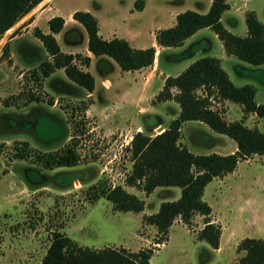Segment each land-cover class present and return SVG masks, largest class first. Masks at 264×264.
Instances as JSON below:
<instances>
[{
  "label": "rangeland",
  "instance_id": "obj_1",
  "mask_svg": "<svg viewBox=\"0 0 264 264\" xmlns=\"http://www.w3.org/2000/svg\"><path fill=\"white\" fill-rule=\"evenodd\" d=\"M134 1L41 0L31 9V15L25 14L0 37V264H39L54 230L79 244L97 248L109 245L137 250L151 246L152 264H236L244 252L236 249L242 237H264V153L239 160L234 170L214 177L205 186L203 198L212 207L210 217L217 218L221 225V249L214 251L204 240L197 243L198 230L205 219L199 213L189 224L176 217L169 227L168 239L156 242L159 233L145 221L144 214L157 211L162 200L178 198L180 187L159 185L147 194L142 188L126 184L125 175L132 163L127 144L141 126L145 132H159L177 115L178 106H163L160 116L142 115L157 93L153 97L144 92L135 101L130 91L121 92L123 81L118 77L122 69L113 59L116 65L109 71L96 61L89 66L95 77L92 91L78 87L73 93L61 92L51 85L55 76H67L63 67H55L47 74L46 67L40 65L43 59L52 57L34 30L47 32L48 18L53 15L68 18L72 10H88L98 17L101 30L105 25L114 27L106 20L114 16L115 26L139 28L142 44L150 46L154 29L166 25L157 7L200 12L208 9V0H149L138 11ZM243 1L230 0L235 2L231 7ZM244 3L254 7L257 17L264 21V0ZM73 19L55 37L61 50L76 53L75 62L85 69L87 32ZM221 21L233 33L246 34L244 14L233 8L223 12ZM6 42L8 49L4 52ZM26 42L37 48L39 58L33 63H28L20 52V45ZM199 49L201 54H219L220 39L213 29H202L193 41L162 51L161 61L167 63L170 56H175L181 64ZM235 58L243 70L242 74L231 72V80L238 85L254 84L255 100L263 102L264 62L252 64ZM105 80L108 82L103 83ZM219 100L213 99L211 105L221 111L218 106L224 102ZM234 103L229 115L232 120L243 119L248 126L264 131V116L245 114L240 104ZM153 119L162 125L157 127L151 123ZM24 140L28 142L27 155L20 158L15 152ZM179 142L195 153L229 152L236 146L228 135L195 119L183 122ZM71 144L79 155L73 165L48 168L36 159L37 153L61 151ZM28 167L36 170L31 171V178L26 173ZM98 182L106 187L122 184L144 199L143 209L117 210L104 196L94 199L90 186Z\"/></svg>",
  "mask_w": 264,
  "mask_h": 264
},
{
  "label": "trees",
  "instance_id": "obj_2",
  "mask_svg": "<svg viewBox=\"0 0 264 264\" xmlns=\"http://www.w3.org/2000/svg\"><path fill=\"white\" fill-rule=\"evenodd\" d=\"M41 0H0V37L21 17L27 14ZM143 0H135L136 8L143 7ZM229 8L228 0H212L205 12L184 9L176 14L174 25L159 28L155 32L157 44L175 46L201 27L208 26L221 39L227 53L252 64L264 62V21L258 19L254 10L245 12L246 34H235L221 21L224 10ZM72 17L80 22L87 32V48L93 55H108L123 70H133L149 65L155 57V46L134 47L124 37L103 38L98 32L97 18L88 10L76 9ZM64 25L61 15L48 19L49 31L35 28L52 59H43L41 66L48 74L55 67H63L67 76H55L51 85L61 92H75L78 87L92 91L95 84L93 74L82 69L76 62V53L63 52L54 35ZM20 52L28 63L39 58L33 44L22 43ZM8 43L3 46L4 52ZM90 57L84 56L83 63L89 64ZM202 89L203 92H198ZM256 87L252 83L235 84L221 66L219 57L205 55L196 58L175 75H168L155 101L174 99L179 104L178 114L159 132L136 130L127 144L132 161L125 175V183L142 188L147 194L159 185L180 187L176 199L162 200L157 211L144 214L147 223L153 224L159 235L156 242L168 239L169 227L176 217L189 224L194 214L204 216V225L198 230V238L207 241L213 248L220 243L221 225L212 221L211 205L203 198L205 186L214 177L223 176L234 170L241 159L252 154L264 153V131L248 126L243 119H226L220 110L213 108V99H229L239 103L245 114L254 112L264 116V101L255 100ZM201 120L211 129L224 133L235 140L237 148L228 153H195L179 142L180 130L186 120ZM156 122V123H155ZM158 124L153 119L151 122ZM17 146L15 155L25 157L28 148L26 140ZM79 158L74 144L63 150H48L36 154L43 166L53 168L73 165ZM34 168L26 173L32 177ZM34 180V179H30ZM94 199L104 196L117 210L139 211L144 207V199L128 191L122 184L104 186L101 182L92 184ZM90 188V189H91ZM244 252L236 264H264V237L244 236L236 246ZM153 248L142 247L131 250L126 247L82 245L60 230H54L39 264H151ZM213 264H220L215 262Z\"/></svg>",
  "mask_w": 264,
  "mask_h": 264
},
{
  "label": "crops",
  "instance_id": "obj_3",
  "mask_svg": "<svg viewBox=\"0 0 264 264\" xmlns=\"http://www.w3.org/2000/svg\"><path fill=\"white\" fill-rule=\"evenodd\" d=\"M143 1H144L143 7L141 9H136V10H138V11L143 10L144 7H146V4H147V2L149 0H143ZM211 1L212 0H208V8H209V5H210ZM245 1H243V3H240L239 5H237L235 7H231V3H235V2H231L230 3V0H228L229 8H227L226 10H229V9L233 8L236 12L241 13L242 15L244 14V16H245V12L247 10H254L256 15H258L257 10L254 7H248L249 5L244 3ZM46 7L47 6L43 7L39 11V14L42 13L43 10ZM132 10L133 9L130 8V13L133 12ZM194 10H196V9H194ZM73 11L74 10H72L69 13V17L68 18H64V25L63 26H65L67 24V21L72 23L71 19H73V17H72V12ZM157 11H160L162 13L163 20H164V22H166V25L165 26L158 25L153 31V39H152V42H151L155 46V57H154L153 62L151 64H149V65L142 66L140 68L133 69V70H123L122 69V71L119 73V77H118V79L123 81V86H122L121 92L124 91V93H127L128 91H130L131 94H133V98L135 99V101H137V97L140 94H143L144 92L153 94V97H154V95L162 88L164 80H165V78L168 75H175V74L179 73L182 69H184L193 60H195L198 57L205 56V54H206V53L205 54H201V50L199 49L198 53H196L192 57H189V58H186V59L182 60L180 62L181 64H179V62H178L179 60L177 61L175 56H173V57L170 56L167 63L162 62L161 61V57H160L162 51H165L167 49H174L175 47H181L184 44H186L187 42L189 43V41H193L194 40L196 35L202 29H206V28L209 29L210 27L205 26V27H201V28L197 29L190 36L186 37L183 40V42L181 44H179V45H175V46L159 45V44H157L156 39H155V32L159 28H164V27H168V26L174 25L175 21H176V14L178 12L182 11V10H177V9H174V8H168V9L164 10L161 7H157ZM30 13H32V10L29 11V15H31ZM93 15L97 18V21H98V32L101 34V36L103 38L109 39V38H111L113 36L124 37L125 39L128 40L130 45H132L134 47H147V46H149V45H146V44H142V39H141V35L142 34H141V30L139 28H136V27H133V26H130V25H127V24H121V25H119L120 27L119 26L117 27V26H115L116 25L115 24V17L112 16V17H110L109 19H106V20L108 21V25L111 23L110 25H112L114 27L112 29L108 28V27L105 28L106 27V25H105V27H103V30H101V24H100V21H99L98 17L94 13H93ZM221 17H222V15H221ZM36 20H37V15L33 17V22L36 23ZM106 20H105V22H106ZM231 20H232V22H234L235 18H232ZM158 24H160V23H158ZM55 34L56 33H54V35ZM215 35H217V34L215 33ZM86 43H87V41H86ZM203 44H207V43H203ZM86 46H87V44H86ZM87 50H88V48H87ZM85 53H86L87 56L90 57L89 64H88V66L85 67V70H88L89 66L94 61H96V64L98 66L100 65L102 67H104V66L107 67L108 71H109V69H113L115 67V65H116L115 64L116 61L113 58H111L110 56H108V55H104V54H102V55H93L91 53V51H89V50L87 52H85ZM213 56L219 57L221 66L227 71V73H228L230 78H231V72L232 73L235 72V74H242L243 68H242L241 65H239V62L236 60L235 57H237V56L232 54V53H227L226 52L221 39H220L219 54L218 55H213ZM112 59L115 62H113ZM177 62L179 64V66H177V69L173 70L172 68L173 67L176 68ZM233 67H234V71H233ZM82 69H84V68H82ZM94 79H95V77H94ZM219 101H221V103L224 102V103H222L223 106H220V105L218 106L221 109L220 112L223 114V116L226 119L232 120V118H230L229 115L232 112V110L234 109L235 103L233 101L229 100V99H221ZM257 102H259V101H257ZM168 104H176L178 106V109H177V114H178V112H179V104L174 99H166V100L154 101L151 106H145L148 110H145V111L142 110L143 112H141V113H142V115H158V116H160L161 115L160 111H162L163 106H166ZM240 107H241V105H240ZM241 109H242V107H241ZM224 114H226V115H224ZM249 115L250 116L251 115L252 116H257L254 112H250ZM257 117H259V116H257ZM172 118H174V117H172ZM160 124L161 123H158L156 126L158 127ZM164 127L165 126L162 125V128H164ZM139 129L142 130V126ZM236 148H237V146H235L229 152L234 151ZM219 153H221V152H219ZM222 153H228V152H222ZM211 220L217 222V218H215L214 216H211ZM203 224H204V222H203ZM196 239H197V243H201L203 241V239H200V238H196ZM212 249H214V251H218L219 249H221V239H220L219 247L218 248H213L212 247ZM150 262L152 264L151 258H150Z\"/></svg>",
  "mask_w": 264,
  "mask_h": 264
},
{
  "label": "built area",
  "instance_id": "obj_4",
  "mask_svg": "<svg viewBox=\"0 0 264 264\" xmlns=\"http://www.w3.org/2000/svg\"><path fill=\"white\" fill-rule=\"evenodd\" d=\"M106 82H108V80H105L103 83H106Z\"/></svg>",
  "mask_w": 264,
  "mask_h": 264
}]
</instances>
